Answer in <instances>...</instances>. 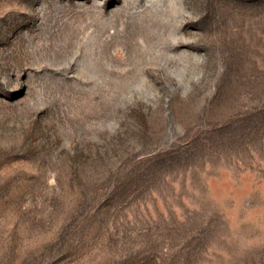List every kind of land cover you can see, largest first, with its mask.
<instances>
[{
	"label": "rangeland",
	"instance_id": "1",
	"mask_svg": "<svg viewBox=\"0 0 264 264\" xmlns=\"http://www.w3.org/2000/svg\"><path fill=\"white\" fill-rule=\"evenodd\" d=\"M0 264H264V0H0Z\"/></svg>",
	"mask_w": 264,
	"mask_h": 264
}]
</instances>
